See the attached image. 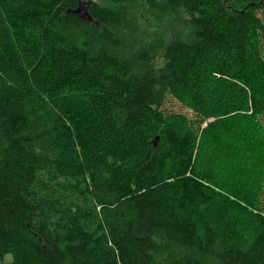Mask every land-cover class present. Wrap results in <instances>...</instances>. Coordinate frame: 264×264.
<instances>
[{"label": "trees", "instance_id": "trees-1", "mask_svg": "<svg viewBox=\"0 0 264 264\" xmlns=\"http://www.w3.org/2000/svg\"><path fill=\"white\" fill-rule=\"evenodd\" d=\"M77 7L0 0V264H264V0Z\"/></svg>", "mask_w": 264, "mask_h": 264}, {"label": "rangeland", "instance_id": "rangeland-1", "mask_svg": "<svg viewBox=\"0 0 264 264\" xmlns=\"http://www.w3.org/2000/svg\"><path fill=\"white\" fill-rule=\"evenodd\" d=\"M89 0H85V2L87 3ZM83 9V7H82ZM80 16L84 15L83 12H79L78 13ZM259 17L264 21V17L261 14H258ZM263 54H264V50H263ZM164 108L166 109V111H176V112H180L183 114H186L187 116L192 117L193 113L192 111H190L189 109L185 108L184 106H182L181 104H179L176 100L174 99H169Z\"/></svg>", "mask_w": 264, "mask_h": 264}, {"label": "water", "instance_id": "water-1", "mask_svg": "<svg viewBox=\"0 0 264 264\" xmlns=\"http://www.w3.org/2000/svg\"><path fill=\"white\" fill-rule=\"evenodd\" d=\"M77 1H78V7H77L76 10H74V13L83 12L84 15H82L80 17L81 18L88 19V20H91L90 17H89V15H88V13H87V11H86V9H84V8L82 9L83 5L86 3L85 0H77ZM154 142L156 144L157 140L154 141Z\"/></svg>", "mask_w": 264, "mask_h": 264}]
</instances>
